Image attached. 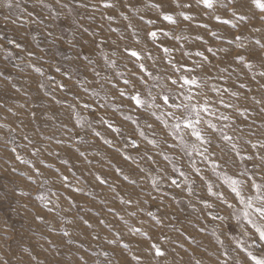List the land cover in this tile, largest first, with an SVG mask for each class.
Returning <instances> with one entry per match:
<instances>
[{
	"label": "rangeland",
	"instance_id": "1",
	"mask_svg": "<svg viewBox=\"0 0 264 264\" xmlns=\"http://www.w3.org/2000/svg\"><path fill=\"white\" fill-rule=\"evenodd\" d=\"M6 2L0 0V264H157L145 251L151 243L166 253L159 264H254L248 253L264 257L246 205L225 182L241 181L245 200L264 196V13L246 7L240 21L227 0L212 9L200 0H107L110 8L101 0ZM180 76L197 84L182 86ZM137 93L140 106L130 99ZM189 94L193 104L207 102L201 116L216 125H198L204 143L182 123L175 128L188 113L169 105L188 103ZM253 181L262 187L252 188Z\"/></svg>",
	"mask_w": 264,
	"mask_h": 264
},
{
	"label": "snow or ice",
	"instance_id": "2",
	"mask_svg": "<svg viewBox=\"0 0 264 264\" xmlns=\"http://www.w3.org/2000/svg\"><path fill=\"white\" fill-rule=\"evenodd\" d=\"M200 2L204 5L205 8L207 9H212L214 7L215 4V0H200ZM228 4L232 5V7L229 9V11L232 12L234 17H238V19L240 21H245L248 17L247 14L243 11V9H245L246 7H255L256 9H259L261 13H264V0H227ZM6 7H11V2L10 0H7V2L5 3ZM101 6H103L104 8H110L112 7V4L107 2V0H101ZM224 6V5H222ZM155 7H160L159 5H155ZM177 7H179V5H177ZM185 7H188V5H185ZM181 16H183V18L185 20L190 19V17H188L187 15H185L184 13H180ZM261 20H264V15H262ZM108 19H111V17H108ZM163 19L167 20L171 23H175L176 21L174 20L173 16L169 15V14H164L163 15ZM215 19H217L218 21L220 20V17L217 16L215 17ZM223 23L227 24L230 23V20H224L222 21ZM151 23V21H150ZM235 26V25H233ZM258 30V29H257ZM85 31H87V29H85ZM150 38L155 39L157 36V32L156 31H151L147 34ZM165 35H167V33H165ZM213 35H215V33H213ZM236 41H241L242 37L240 35L235 36L234 38ZM256 44H260V41H256ZM17 47H20L19 44H17ZM237 47H243L242 44H238ZM262 47H264V45H262ZM126 51L129 52L131 57L136 58L137 60L140 59V53L135 51V50H130V49H126ZM165 52H168V49H164ZM209 51H211V49H209ZM31 55V53H30ZM197 55H202L201 53H197ZM237 60H241L243 61L244 57L239 55V53L236 56ZM246 67H250V65H245ZM139 68L141 71H144V65L140 64ZM37 72H40V69L37 68L36 69ZM177 71H179V69H177ZM261 76H264V72L260 73ZM178 80L183 82L182 86H188V85H196L197 84V80L195 77H188V76H180L178 77ZM125 83H127V81H125ZM173 84L177 83V80H173L172 81ZM41 87H43V85H41ZM241 87H243V85H241ZM225 91H227V89H225ZM124 93L121 92V95H123ZM233 95H235V93H233ZM130 99L132 101L135 102V104L137 106H140L144 103V101L140 98L139 93H137L136 95H132L130 97ZM162 102L164 105H169V96L164 95L161 97ZM186 101H188V103H184L182 105H177L173 102L172 105L169 106H174L176 108H180L183 107L184 111L186 113H188L187 116H184L182 121L180 120V118H177L178 122L175 124V128L179 129L181 127V123L183 124L184 129L190 131V134L196 138L197 141H200L201 143L205 142V138L201 133V130L199 129L198 125L201 123H206L208 125L209 128L215 130L216 129V125L212 124L211 121L209 120H204L203 117L201 116V113H209V107L207 102L203 103V104H193L191 103L192 100V96L191 94L185 96L184 98ZM59 103V101H58ZM221 103H223V101H221ZM85 107H87V105H85ZM264 111V110H262ZM154 115V113H153ZM169 115H173L172 113H169ZM195 117L194 119L192 117ZM223 119H227L226 117H222ZM77 123H79V121H77ZM105 123H107V121H105ZM133 123H135V121H133ZM109 127H112L109 124ZM150 127V125H149ZM114 131H118L117 129H114ZM96 135H99V133H96ZM141 136L144 135L143 132L140 133ZM222 139L224 141H228L231 142L232 141V137L227 135V134H222ZM60 141H57V143H59ZM105 143H110L109 141H105ZM149 143H154V141H149ZM133 146H135V141H132ZM232 149L235 151L236 150V145L233 143L231 144ZM253 147H255V145H253ZM13 151H15V149H13ZM84 154L81 153V156H83ZM237 155H239V153L237 152ZM206 158V157H205ZM16 159H20L19 156L16 157ZM119 171V170H118ZM183 174V173H181ZM64 180H67V177H63ZM97 180H100L101 183H104L103 180L100 179L99 176L96 177ZM125 179H127V177H125ZM225 182L228 184L229 188L231 189V191L233 193H235L236 197L240 199L241 203H244L246 205V210L244 212V216L246 219H248V222L251 223L253 225V227L256 229V232L259 235V240L264 242V226H259L257 225L254 221L251 220L250 218V213L249 211H247V209H251V213H254L256 216H258L261 220H264V196H257L255 198L253 197H249L248 200H245L244 197L241 195L240 189H239V185L241 184V181L237 180V179H233L231 177H225ZM173 184L176 183L175 180L172 181ZM252 188L259 190L262 186L256 184L254 181L251 185ZM209 192L212 195H216L220 198H223V194L222 193H218V192H212V188L211 186H209ZM75 191H79V189H75ZM260 200L261 203L259 205H254L253 200ZM123 202V201H122ZM130 203V201H129ZM231 207V205H229ZM49 211H52V209H49ZM38 219L40 217H37ZM85 223H87V221H85ZM134 231L139 232V229H135ZM65 236L68 235L67 232L64 233ZM145 235H147L145 233ZM161 239H164V237H161ZM115 241H109V243H114ZM124 247L126 248L127 245H124ZM146 252H149L152 254L154 259H157V264H159L158 258L164 257L165 256V251L162 249V247L157 244V243H151L149 244L148 248L145 249ZM225 256H227V253L224 254ZM250 259L254 262V264H264V257H257L255 255H253L252 253H248ZM133 260L139 261L140 257L139 256H133ZM197 264H200L199 261H197ZM218 264H226V262L224 260H221L218 262Z\"/></svg>",
	"mask_w": 264,
	"mask_h": 264
}]
</instances>
